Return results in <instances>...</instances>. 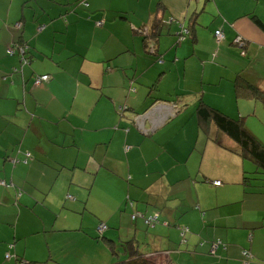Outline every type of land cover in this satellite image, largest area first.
I'll list each match as a JSON object with an SVG mask.
<instances>
[{
  "label": "crops",
  "instance_id": "obj_1",
  "mask_svg": "<svg viewBox=\"0 0 264 264\" xmlns=\"http://www.w3.org/2000/svg\"><path fill=\"white\" fill-rule=\"evenodd\" d=\"M76 1L0 0V264H95L73 258L79 242L62 237L90 235L62 215L100 178L124 184L123 211L159 214L154 228L131 218L147 256L244 264L247 250L264 264V180L246 186L233 141L213 125L203 136L196 113L202 100L247 119L240 99H255L239 96L236 81L264 92V27L252 20L264 24V0ZM17 40L29 46L26 65L10 53ZM43 75L51 79L34 85ZM178 226L190 229L184 244ZM103 240L115 253L116 239Z\"/></svg>",
  "mask_w": 264,
  "mask_h": 264
},
{
  "label": "rangeland",
  "instance_id": "obj_2",
  "mask_svg": "<svg viewBox=\"0 0 264 264\" xmlns=\"http://www.w3.org/2000/svg\"><path fill=\"white\" fill-rule=\"evenodd\" d=\"M257 56H259L258 61L260 69L264 73V52L260 54L258 52ZM205 90L207 91V97H212V88L207 87ZM240 101V104L242 105L238 106H240L243 109L245 115H247L246 126L249 127L252 130L254 136H256L264 144L263 102L257 100H248L246 98H242L240 99ZM245 163L247 165L246 177L252 178L254 175L252 173L256 171V167L249 160H245ZM127 179L125 180L126 183ZM253 182L255 181H251V183ZM82 187L83 188L81 189V194H79L80 192L78 193V195H80L79 198L78 196L73 195L76 200H78V203L67 204V210L65 211L64 215H62V218L64 216V221L66 222L70 221L72 216L76 217V219H78V222L76 224H78L79 227H83L90 236L88 235L89 237H87L85 235L79 234L68 237L67 235H65V237H62L64 243H68L69 238H71L72 241L74 240L76 243L79 242V245L76 244L71 253L75 256L73 258H75L76 260L80 258L81 262L84 260L86 262H95V264H121L120 262L124 259L125 254L123 251L124 249L120 247V245H122L120 242V237H122V241L124 242L131 239V237L134 235V223L132 222L131 218L132 216L137 214V210L133 212L132 215L128 210L123 211L125 210L124 205H121V208H119V205L123 202L120 200V198L123 196L118 195H121V193L126 190L124 188V184L120 180L115 183L112 181V178L109 180L100 178L94 190L92 191V194L88 193L90 187L84 188V185H82ZM75 188L78 187L73 184L71 194H74L73 191L75 190ZM84 202L86 203L87 209L83 211ZM73 205H76L75 210L73 209ZM96 210L100 213L102 218L104 217L101 223L100 218L96 214H94V211ZM109 219L111 220V222L107 224V220ZM113 219L118 223L121 221L120 228L118 226H113ZM61 222L62 219L59 220V223ZM101 224L106 226V229L103 231L100 230ZM106 235L116 239L117 246H115V253L114 251L112 253V245L100 238V236L108 238V236ZM93 236H98V238L100 239L95 240ZM144 242L145 244L141 245V251L143 252L146 247L150 249V246L148 245L150 244V242ZM69 250L71 249L67 247L66 251L69 252ZM156 262L157 264H165L163 262H160L159 260H156Z\"/></svg>",
  "mask_w": 264,
  "mask_h": 264
},
{
  "label": "trees",
  "instance_id": "obj_3",
  "mask_svg": "<svg viewBox=\"0 0 264 264\" xmlns=\"http://www.w3.org/2000/svg\"><path fill=\"white\" fill-rule=\"evenodd\" d=\"M75 5L76 6H83L85 8L89 7L87 0H77L75 2ZM252 20L259 27H261V28L264 27L263 22L257 16L252 15ZM97 23L98 22H96L97 27H103L104 26V24L102 26H98ZM17 24H21V27H18ZM23 25L24 24L22 22H17L15 24H13L12 27L16 31H20L23 28ZM158 28H159L158 25H154L153 32H152L153 35L151 36V38H148L149 37L148 35L145 36L146 39L147 40L150 39V41L153 44L156 42L155 41L156 40L155 34L158 33ZM41 29H42V27H39V30H41ZM190 33H191L190 31L186 30V31L182 32V35L183 36L184 35H191ZM146 39H145V41H146ZM181 39H184V37H181ZM156 47H157V43H156ZM15 50L21 56L22 64H25V65L28 64L30 59L25 56L27 53H29L28 44L26 42H24L23 40H17L16 42H14L12 44L11 49H10V53H15ZM162 59H159L158 61L163 62ZM47 76H49V80H50L51 76L50 75H47ZM38 77H40V76H36L34 78V85H36L35 82H36ZM47 82H43L42 85H44ZM235 88H236V91H237L239 96L252 98V99H255L257 101H261L264 104V92L262 90H260L258 87L253 86V85L245 82L244 80H237L236 84H235ZM119 112H121L120 108H119ZM196 113H197V120H198L199 127L205 136L210 137V133H209L210 127L209 126H212V125L215 126L219 132H221L222 134L229 137L233 141V143L235 144V148L231 149L230 151L239 155L244 160L251 161L255 165L256 171H254L252 173V174H254L252 178H247L246 177V171L244 172V183L246 186L251 185V181L264 180V144L256 136H254V134L246 127V118L245 117L233 118V117L227 115L226 113H224L223 111H221L217 108L211 107L210 105H208L207 103H205L202 100L199 102V104L196 107ZM171 119L172 118L170 117L168 120H171ZM28 154L26 155V157H31V154H30V156H28ZM25 161H27V158ZM24 163H27V162H24ZM128 204H130V206H132V207L134 206V202L132 200H130L129 198H128ZM150 215H154V214H150ZM158 216H159V214H158ZM146 217H148V216H146ZM159 223H160V219H159ZM147 227L151 228L149 226H147ZM183 227L188 228L186 226H180V227L178 226L179 234H180V241L182 244L186 243V241H187L186 238L188 236L187 234L190 232V229L188 228L189 229L188 233H185L184 235H182L183 231L181 228H183ZM102 237L103 236H100V238H102ZM103 239H104V237H103ZM120 247H122L124 249L123 251L125 254L124 259L120 262L121 264H157L156 260L153 259L154 257L147 256L145 253H143L139 249V244L136 240L130 239V240L124 241V242H122V245H120ZM249 253H251V252H249ZM243 257L245 259L244 261L247 260L249 262V264L252 263L253 256L250 259L245 257L244 255H243ZM34 264H36V263H34Z\"/></svg>",
  "mask_w": 264,
  "mask_h": 264
},
{
  "label": "built area",
  "instance_id": "obj_4",
  "mask_svg": "<svg viewBox=\"0 0 264 264\" xmlns=\"http://www.w3.org/2000/svg\"><path fill=\"white\" fill-rule=\"evenodd\" d=\"M103 24H104L103 22H98V23H97L98 26H102ZM17 25H18V27H21V24H17ZM216 37H217L218 40H223V39H224V34H223L222 32H217V33H216ZM235 43H236L237 45H239V46H243L242 39H240V38H237V39L235 40ZM48 80H49V76H47V75L40 76V77L37 78L35 84H36L37 86H40V85L43 84V82H47ZM120 110H121V112H123V111H124V108L121 107ZM28 156H30V154H28ZM26 162H27V161H26ZM1 183H2L3 185H5V182H4V181H2ZM213 184H214L215 186H220V185H221V181H214ZM69 198H71V197H69ZM71 199H72V198H71ZM137 218H142V219L144 220L145 224H146L147 226L151 227V228H154L155 226H157V225L159 224V219H158L159 216H158V214H154V215H150V216L146 217V216H144V215L138 213V214H136V215L133 216V219H137ZM105 229H106V226H105V225H101L100 230L103 231V230H105ZM181 229H182V231H183V234H182V235H184L185 233H188V231H189L188 228H184V227H183V228H181ZM221 244H222V242H221L220 240H217L216 242H214V243L212 244V246H211V252H212V253H215L216 250L219 248V246H220ZM243 255H244L245 257L249 258V259L252 258L251 253H249L248 251H244V252H243ZM6 257L9 258V257H10V254H8ZM244 264H249V262L246 260V261H244Z\"/></svg>",
  "mask_w": 264,
  "mask_h": 264
}]
</instances>
